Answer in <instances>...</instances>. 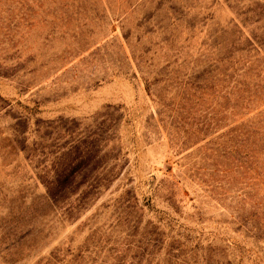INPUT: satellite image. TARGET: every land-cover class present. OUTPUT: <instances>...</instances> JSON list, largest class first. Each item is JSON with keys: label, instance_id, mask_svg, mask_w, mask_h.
<instances>
[{"label": "rangeland", "instance_id": "374dc122", "mask_svg": "<svg viewBox=\"0 0 264 264\" xmlns=\"http://www.w3.org/2000/svg\"><path fill=\"white\" fill-rule=\"evenodd\" d=\"M0 264H264V0H0Z\"/></svg>", "mask_w": 264, "mask_h": 264}]
</instances>
